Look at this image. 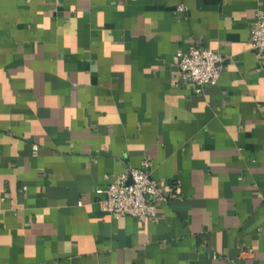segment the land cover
Segmentation results:
<instances>
[{
    "label": "crops",
    "instance_id": "obj_1",
    "mask_svg": "<svg viewBox=\"0 0 264 264\" xmlns=\"http://www.w3.org/2000/svg\"><path fill=\"white\" fill-rule=\"evenodd\" d=\"M256 8L0 0V264H264ZM189 43L223 57L200 92L176 77ZM142 160L176 194L152 221L101 211L105 184Z\"/></svg>",
    "mask_w": 264,
    "mask_h": 264
},
{
    "label": "built area",
    "instance_id": "obj_2",
    "mask_svg": "<svg viewBox=\"0 0 264 264\" xmlns=\"http://www.w3.org/2000/svg\"><path fill=\"white\" fill-rule=\"evenodd\" d=\"M183 11L182 4L176 5ZM248 44L258 57H264V9L256 8L253 23L248 31ZM219 52L198 43H189L185 50L175 52L176 77L200 92L207 84H214L222 68ZM32 150L36 146L32 145ZM149 163L142 160L138 167H128L111 179L102 189L99 208L113 218L131 216L140 222L152 221L157 207L178 191L175 184L162 185L147 172Z\"/></svg>",
    "mask_w": 264,
    "mask_h": 264
}]
</instances>
